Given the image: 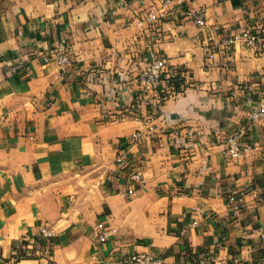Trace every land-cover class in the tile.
Segmentation results:
<instances>
[{"label":"crops","instance_id":"obj_1","mask_svg":"<svg viewBox=\"0 0 264 264\" xmlns=\"http://www.w3.org/2000/svg\"><path fill=\"white\" fill-rule=\"evenodd\" d=\"M160 3L0 0V264H264V56L223 46L264 33V0ZM58 45L71 64H43Z\"/></svg>","mask_w":264,"mask_h":264},{"label":"built area","instance_id":"obj_2","mask_svg":"<svg viewBox=\"0 0 264 264\" xmlns=\"http://www.w3.org/2000/svg\"><path fill=\"white\" fill-rule=\"evenodd\" d=\"M172 0H161L160 7L157 8V11L160 13L161 17L165 15L168 11L169 4ZM113 13V12H112ZM188 16L194 20V22L199 26H204V13L202 9L197 11H193L188 13ZM147 22L155 21V11L152 9L147 14L146 18ZM159 40V38H158ZM236 41L242 42L247 48L255 52L258 56H264V33H259L256 31H243L239 37H230L224 40L223 46L224 48H229ZM41 61L43 64H53L58 68H65L71 64V56L67 50V48L63 45H58L48 52L41 56ZM167 64L163 58H155L151 61V63L147 66L146 70L140 76L141 85L144 87L159 89L162 86L168 84L167 78L164 79L163 75H166ZM176 83L178 81H175ZM251 90V87L249 88ZM259 115L257 113H251L249 115L250 120H254ZM151 129V128H149ZM140 133L138 132L135 135V138H139ZM239 134H232L225 140V154L230 159H236L244 154L249 152V147H239L238 146ZM130 179H132L137 184H144V178L139 173H133L130 175ZM128 195H135L136 191L134 189H130L127 192ZM242 194L239 196L231 195L228 198V202L233 205V208L236 212L240 209V199ZM254 197L258 198L257 195ZM112 229L105 227L103 224H98L93 228V233L95 234L96 240L98 242H104ZM39 238L44 240H51L54 237L53 231L48 227L39 228L37 234ZM126 263L129 264H157L159 261L157 259H152L148 256L142 254H134L125 259ZM202 264V262H199Z\"/></svg>","mask_w":264,"mask_h":264}]
</instances>
